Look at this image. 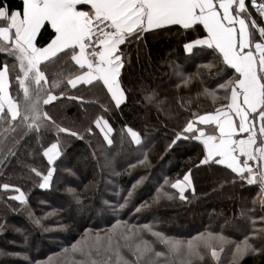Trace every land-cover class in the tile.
Returning a JSON list of instances; mask_svg holds the SVG:
<instances>
[{"label": "trees", "instance_id": "16d2710c", "mask_svg": "<svg viewBox=\"0 0 264 264\" xmlns=\"http://www.w3.org/2000/svg\"><path fill=\"white\" fill-rule=\"evenodd\" d=\"M6 3L11 9L22 5L19 0H6ZM178 28L168 26L146 31L141 40L127 45L128 62L121 69L122 85L127 90L122 111L113 105L104 112L100 102L109 106L105 91L83 85L78 86L79 91L69 89L72 94L83 97V103L59 97L52 102L55 107L44 106L58 123L85 137L81 140L60 134L66 147L51 166L54 172L49 188H39V178L29 172V167L35 166L47 174L49 166L41 145L54 140V131L42 130L44 134L39 143L34 135L20 138L16 143L12 134L3 138L0 129V264H78L85 257L73 252L72 246L78 242L79 246H84L96 235L104 236L117 227V221L141 228L150 225L182 244L196 243L201 236L207 237L210 233L235 243L242 242L248 235L257 245L264 244V239L251 237L248 219L249 215L256 219L257 229L264 226L259 220L264 216V206L260 204L262 194L257 187L241 186L239 182L233 185L234 174L230 170L220 165L199 164L203 146L197 140L180 139L169 146L192 113L204 114L225 103L218 83L233 75L231 69L225 71L221 61H214L215 54H209L210 50L186 54L184 44L190 39L189 33ZM51 35L50 27L42 28L36 40L43 45ZM196 35L198 33H192ZM212 61L214 66L210 70L203 67ZM5 62L12 64L14 58L0 52V66ZM217 69L219 75H216ZM70 70H78V66L73 62ZM184 78L189 79L187 84ZM205 89L216 92L219 98L215 104ZM166 105L168 110L164 115ZM100 116L113 128L114 144L110 149L95 127L94 121ZM125 126L140 134L144 148L131 142ZM88 127L93 128L92 133L86 131ZM90 144L97 148L98 158L93 157ZM101 146L105 155L114 157L108 164L104 156L99 155ZM8 149L15 151V155ZM145 152L147 160L137 163ZM130 164L135 166L129 167ZM101 165H104L103 170ZM189 169L192 170V188L185 192L188 199L181 201L176 190L164 184V179L173 182L182 179ZM4 183L26 192L27 207L9 199L16 193L11 188L5 191ZM213 183L228 189L229 198H212L206 205L207 201L199 194ZM161 186L172 193L173 199L161 196L158 201L154 200ZM129 190L133 194L120 209L118 205L124 202ZM138 207L139 212L135 210ZM242 212L246 215H241ZM142 236L152 242L157 251H166L165 245L151 233L143 232ZM86 237L90 239L86 241ZM124 243L121 240V244ZM234 246L226 244L223 251L217 247L223 264H228L231 259L228 253ZM199 250L203 259L194 260L193 264H218L210 250L202 246ZM122 251L129 259H134L127 248ZM240 264H264V254L247 255Z\"/></svg>", "mask_w": 264, "mask_h": 264}, {"label": "snow or ice", "instance_id": "6c2138e0", "mask_svg": "<svg viewBox=\"0 0 264 264\" xmlns=\"http://www.w3.org/2000/svg\"><path fill=\"white\" fill-rule=\"evenodd\" d=\"M253 9L259 21H264V0H22V5L16 9L9 8L6 0H0V52L14 58L12 64L5 62L0 66L3 138L12 134L11 138L18 143L20 138L34 135L39 143L44 134L42 130L54 131V140L41 145L49 166L47 174L35 166L29 167V172L39 178V188H49L54 172L51 166L66 147L60 134L81 140L85 137L58 123L44 106L55 107L52 102L59 97L83 103V97L69 91H79L78 86L83 85L105 91L109 106L100 102L104 112L113 105L121 109L127 100L121 78V69L128 62L127 45L141 40L146 31L179 26L177 30L189 33L190 39L184 44L186 54L210 50L209 54H215L214 61H221L225 71L231 69L233 75L218 83L225 103L204 114L192 113L169 146L180 139L199 141L203 146L199 164L220 165L230 170L234 174L233 185L237 182L241 186L259 185L260 204L264 206V23L253 15ZM48 27L52 30L50 39L39 45L36 37L42 28ZM192 33L198 35L192 36ZM214 61L203 67L210 70ZM73 62L78 70H70ZM219 73L217 69L216 75ZM183 82L187 84L189 79L184 78ZM204 91L215 104L219 98L216 92ZM94 123L110 149L114 144L113 128L103 116L97 117ZM86 131L92 133L93 128L88 127ZM124 131L132 143L145 147L137 131L127 126ZM90 147L93 157L98 158L97 148L91 144ZM8 151L15 155L12 149ZM99 155L104 156L105 164L114 159L105 155L103 146ZM146 160L145 152L137 163ZM103 167L101 165V170ZM191 171L174 182L164 179V184L175 189L181 201L188 199L185 192L192 188ZM2 188L5 191L11 188L16 195L9 199L27 207L28 197L21 187L4 183ZM132 194L129 190L124 202L118 205L120 209L127 205ZM161 196L173 199L172 193L164 191L163 186L157 189L154 200L158 201ZM135 210L139 212L140 208ZM248 219L251 237L264 239V226L257 229L256 219L250 215ZM259 220L264 224V216ZM116 224L117 227L104 236L91 238V243L79 246L78 242L72 246L73 252L85 257L78 264H193L194 260L203 259L201 246L210 250L218 264H223L217 247L223 251L226 244L235 245L234 250H229L228 264H240L247 255L264 254V244L257 245L248 235L242 242L235 243L210 233L207 237L201 236L196 243L182 244L150 225L141 228L120 221ZM143 232L151 233L165 245L166 251H157L152 242L143 238ZM121 240L125 243L121 244ZM123 248H127L134 259H129Z\"/></svg>", "mask_w": 264, "mask_h": 264}, {"label": "rangeland", "instance_id": "374dc122", "mask_svg": "<svg viewBox=\"0 0 264 264\" xmlns=\"http://www.w3.org/2000/svg\"><path fill=\"white\" fill-rule=\"evenodd\" d=\"M252 11H253V15H256L259 21V17L255 13L254 9ZM259 22L264 23V21H259ZM167 110H168V106L166 105L162 113L165 115V113H167ZM87 169L90 170V166H88ZM219 191H220V195H219ZM213 193L216 195H213ZM228 193H229L228 189H221V187H218L216 183L215 184L213 183L207 189L202 191L199 195L202 197L203 201L204 200L207 201L205 204L208 205L209 203L212 202V198H216V197L221 198V196H224L226 199L229 198Z\"/></svg>", "mask_w": 264, "mask_h": 264}, {"label": "crops", "instance_id": "0c3cea01", "mask_svg": "<svg viewBox=\"0 0 264 264\" xmlns=\"http://www.w3.org/2000/svg\"><path fill=\"white\" fill-rule=\"evenodd\" d=\"M19 1H21L22 2V0H19ZM149 31H151V30H149ZM200 143V142H199ZM202 145V144H201Z\"/></svg>", "mask_w": 264, "mask_h": 264}]
</instances>
